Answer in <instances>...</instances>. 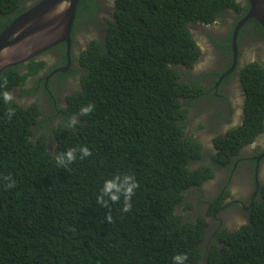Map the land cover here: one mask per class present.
Instances as JSON below:
<instances>
[{
	"label": "trees",
	"instance_id": "16d2710c",
	"mask_svg": "<svg viewBox=\"0 0 264 264\" xmlns=\"http://www.w3.org/2000/svg\"><path fill=\"white\" fill-rule=\"evenodd\" d=\"M28 1L0 0V34L40 0L25 6ZM98 7L97 0H79L72 35ZM227 10L239 15L236 26L249 6L239 0H113L104 36L90 39L81 53L80 88L58 108L3 99L43 62L31 58L24 64L28 72L23 63L0 72V264H174L182 253L184 264H264V197L247 223L220 227L212 240L215 229L207 236L208 227L219 220L209 216L226 209L223 196L205 214L188 212L194 193L202 200L214 167L233 166L241 148L264 132V67L255 61L241 71L245 121L215 139L211 164L195 166L204 153L188 131L191 101L185 99L196 97L193 104L214 90L185 81L181 69L201 57L191 25L213 24ZM250 27L264 32L255 19L245 24ZM234 28L225 45L230 51ZM88 104L94 111L81 115ZM73 117L78 123L67 127ZM81 145L91 156L81 159L77 151L67 167L57 164V155ZM123 174L139 183L131 210L123 211V196L108 207L98 204L103 183ZM8 175L15 187H6Z\"/></svg>",
	"mask_w": 264,
	"mask_h": 264
},
{
	"label": "flooded vegetation",
	"instance_id": "af4514ba",
	"mask_svg": "<svg viewBox=\"0 0 264 264\" xmlns=\"http://www.w3.org/2000/svg\"><path fill=\"white\" fill-rule=\"evenodd\" d=\"M35 1L36 0L28 1L25 6H30ZM242 3L245 7L249 6L248 0H242ZM227 12L232 14L229 20L224 19V17L227 16L225 13L213 24L200 27V29H204V32H209L221 42H213L209 37H207L214 45L215 61L208 67H202L198 72L199 74L196 72L204 50L195 38L201 48V57L194 65L195 67L184 66V68L181 69V74L185 78V81L191 84L193 82H199L206 89V92L210 89L214 90V92L211 90V93H205V95L197 97L195 102H193L194 105L191 103L196 97H188L185 99V102L191 101L188 106L189 110H191L193 106H198L196 103L197 100H201L203 102L204 100H207V104L214 102L216 105V108L214 109L215 116L205 118L204 125L208 127L207 131L209 134L213 133L212 144L208 147V151H206L202 141L195 136L201 142L204 153V156L197 160L195 164H211L210 154L217 151L215 139L222 134H227L230 130L242 125L245 121L244 111L246 94L241 82V71L247 65L255 62L253 60H249L247 54L250 41L256 40L264 45V32H259L255 27L245 28L244 24L238 34L237 42L239 51L235 62L233 50L230 51L225 47V45L229 44L228 36L234 28L239 15L234 10H227ZM225 22L226 27L221 29V24H224ZM76 31L77 30H75L72 35L73 40L70 51H68L67 48L65 49L63 45L58 44L33 57L36 61L43 62V66L37 73L31 74L27 77L29 84L26 83V85H22V87H16L13 89L12 96L17 102L21 105H30L36 100L40 101L41 98L34 97L31 100L23 98V96H27V94L23 95L24 89H27L28 91L31 90L29 93L31 97L32 95H35V90L38 89L43 96L42 102L45 106H56V108H58L57 104H59V107L64 106L68 96L80 88V78L83 73V66L80 65L81 53L87 49L90 41L92 39H96V37H93L89 41L90 36L86 41L81 43V41L76 39ZM104 34L105 28L103 27V29H101V36H104ZM76 45H79V50H76ZM27 62H24L20 67L23 72H28V69L25 67ZM66 68H68L67 71L63 72L62 70ZM229 71H231V73L223 78V76ZM200 72H202V74H200ZM51 100H53V102H51ZM51 103L53 104L50 105ZM214 125L218 129H213L212 127ZM222 128L223 130H221ZM233 161H235L233 166L232 163H229L227 165H217L214 167V177H217L218 173L222 175L229 174L228 177L231 176V181L228 185L225 184L224 186H219L220 193L216 197V200L221 199L219 197L222 195L229 207L220 211L219 214L215 213L212 217L209 216L211 219L217 218L219 220L217 225H215L213 221L210 223L209 227L215 229L214 233L210 237V240L215 238L220 227H228L232 230L236 228H232L234 226H238L237 228H239L243 224L247 223L250 216L249 212L253 209L255 202L263 201L264 132L258 135L254 142L247 146H243L239 153L234 156L232 162ZM239 181L244 182L241 184ZM216 192L217 191L215 190L213 193ZM224 221L229 226L224 224ZM210 232L207 230L206 235L208 236V233L210 234Z\"/></svg>",
	"mask_w": 264,
	"mask_h": 264
},
{
	"label": "water",
	"instance_id": "95a60500",
	"mask_svg": "<svg viewBox=\"0 0 264 264\" xmlns=\"http://www.w3.org/2000/svg\"><path fill=\"white\" fill-rule=\"evenodd\" d=\"M78 3L79 0H40L19 15L0 34V72L10 66L27 62L60 43H66L70 51ZM250 19H255L264 29V0H249L248 12L235 26L232 38L235 62L239 51V31Z\"/></svg>",
	"mask_w": 264,
	"mask_h": 264
},
{
	"label": "rangeland",
	"instance_id": "374dc122",
	"mask_svg": "<svg viewBox=\"0 0 264 264\" xmlns=\"http://www.w3.org/2000/svg\"><path fill=\"white\" fill-rule=\"evenodd\" d=\"M239 1H242V0H239ZM97 2H98L99 7L96 10L95 17H85L83 21L84 25L79 27L76 31V39L78 41H81V43L86 41L90 36L91 37L89 38V40L92 39L93 37L99 38L101 36L102 25H105L106 18L111 17V13L113 11V0H97ZM225 15L227 16L224 17V19L229 20L232 14L226 12ZM221 25H222L221 29H224L226 27V22L224 24L222 23ZM200 27H203V26H200L197 23H194L191 25V29H192V32L195 38L198 40L200 46L204 50L200 63L197 66V70H196L197 73L199 72V70H201L202 67H208L212 62L215 61V54H214L215 49H214V45L210 41L211 38L208 36L209 32H204V29L203 28L200 29ZM217 29H220V28H217ZM207 37H209L210 39ZM263 46L264 45L262 43H259L256 40L255 41L251 40L250 45L247 49V54H248L249 60L258 61L264 67V47ZM75 48L76 50L80 49L79 45H76ZM22 51H24V49ZM200 74H202V72H200ZM183 79L185 78L183 77ZM27 84H29V81H27ZM41 96H42L41 94L40 95L35 94V95H32V97L30 95H27V96H23V98L31 100L34 97L41 98ZM42 100L39 101V103L41 105L42 104L44 105ZM196 103L198 106H193L191 110L189 111L190 113H189V120H188V131H190L197 138H199L202 141L203 145L205 146L206 151H208V147H210V145L212 144L213 133L209 134V132L207 131L208 127L204 125L205 118L215 116L214 109L216 108V105L214 102L213 103L210 102L209 104H207V100H204V102L201 100H197ZM212 128L218 129L217 127H215V125ZM221 130H223V128ZM198 164H201V163H196L195 166H197ZM228 175L229 174L222 175L218 173L217 177H214L210 181L206 182V184H204V187H203L204 191L202 193V200L199 199L198 192L194 193L191 199L189 200L190 203L191 202L193 203V208H190L188 212L189 213L202 212L203 214H205V212H207L208 207H211L212 202L216 199V197L220 193L219 186L220 185L224 186L225 184L228 185L229 182L231 181V176L228 177ZM239 182L242 184L244 181H239ZM215 190L217 192L213 193ZM224 202L226 203L225 200ZM227 207L228 206H226V208ZM213 222L215 223V225H217L216 224L217 220H214ZM224 224H226L225 221H224ZM235 227L237 228L238 226H234L232 228H235ZM211 230H212V227H209L208 232H210ZM208 236H209V233H208Z\"/></svg>",
	"mask_w": 264,
	"mask_h": 264
},
{
	"label": "clouds",
	"instance_id": "9594fccd",
	"mask_svg": "<svg viewBox=\"0 0 264 264\" xmlns=\"http://www.w3.org/2000/svg\"><path fill=\"white\" fill-rule=\"evenodd\" d=\"M7 81H5V84ZM3 99L6 102H10L13 100V96L10 92L5 91L3 92ZM94 111V105L88 104L85 107L81 108V115H88L89 113ZM9 118L14 115V110L9 109ZM78 123L75 117L71 118L66 125L67 127H73ZM77 151L80 153V158L83 159L85 157L91 156V151L87 146L81 145L79 149L76 148H69L65 152H61L59 155L55 157L56 162L60 166L67 167L73 161L77 159ZM5 181H8L6 187L12 188L15 187V180L11 178L10 175L5 176L3 178ZM139 187V183L136 181L134 174H123L116 175L111 179H107L103 183V187L101 188L102 194L97 196V203L108 207L109 201L112 203H117L120 201L121 196L124 198V208L123 211L127 212L131 210V198L135 194V189ZM107 197V199H106ZM107 222H112V216L110 214L106 217ZM187 260L186 254H178L173 257L174 264L175 262H179V264H184V261Z\"/></svg>",
	"mask_w": 264,
	"mask_h": 264
}]
</instances>
